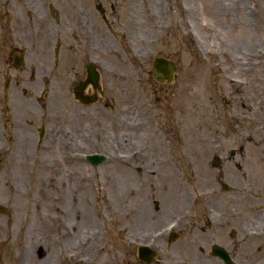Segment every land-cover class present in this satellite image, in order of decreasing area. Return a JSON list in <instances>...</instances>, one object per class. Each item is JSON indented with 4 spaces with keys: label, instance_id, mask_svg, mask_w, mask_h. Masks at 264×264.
<instances>
[{
    "label": "flooded vegetation",
    "instance_id": "flooded-vegetation-1",
    "mask_svg": "<svg viewBox=\"0 0 264 264\" xmlns=\"http://www.w3.org/2000/svg\"><path fill=\"white\" fill-rule=\"evenodd\" d=\"M1 1L13 74L0 101L4 168L22 156L53 165L18 229L0 203V264H264V55H210L228 98L199 108L192 139L175 93L155 95L175 79L154 44L178 34L180 0ZM165 59L171 82L155 75ZM111 136L113 235L92 228L82 191L97 165L86 154H104Z\"/></svg>",
    "mask_w": 264,
    "mask_h": 264
},
{
    "label": "rangeland",
    "instance_id": "rangeland-1",
    "mask_svg": "<svg viewBox=\"0 0 264 264\" xmlns=\"http://www.w3.org/2000/svg\"><path fill=\"white\" fill-rule=\"evenodd\" d=\"M155 2L157 3V0ZM180 7L184 12L183 17L179 19L180 13L177 12L174 14L177 19H173V22H179L176 37L171 36L170 44L164 47L154 44L155 53L164 50L165 54L174 59L177 67L175 79L169 85V90L163 93L156 91L155 95L167 99L169 92L175 93L176 96L171 101L181 102L184 107L186 124L184 133L193 139L200 117L199 108H204L203 112H212L210 108L212 101L223 103L228 98V79L215 77L210 55L220 54L227 57L231 53L248 51L246 49L250 45L258 54L264 55V0H180ZM237 8H240V11H235ZM7 16L4 1H1L0 101L4 102H7L1 99L4 80L13 76L12 71L7 68L9 48L4 39ZM179 35L185 36L184 42L183 38L180 40ZM202 79L209 84L206 86L201 84ZM108 138L106 142L101 143L106 160L90 167L89 178L85 179V184L88 182L85 185L86 189L85 187L81 189L89 198L92 228L106 230L113 235L116 229L118 199L115 169L120 166V162L116 161L115 151L121 148L116 145L115 137ZM25 159L23 156L14 158L19 169L7 170L4 166L8 159L0 154V203L13 215L12 230L18 229L20 219L24 220V214L32 213L31 204L38 197L36 183L40 174H43L42 167L53 165L51 156L34 157L28 161ZM76 175L79 180L81 174ZM24 206H27L26 211ZM31 217L28 216L27 221H24L30 225L26 227L30 230L36 224L34 217L33 220Z\"/></svg>",
    "mask_w": 264,
    "mask_h": 264
},
{
    "label": "water",
    "instance_id": "water-1",
    "mask_svg": "<svg viewBox=\"0 0 264 264\" xmlns=\"http://www.w3.org/2000/svg\"><path fill=\"white\" fill-rule=\"evenodd\" d=\"M172 69H173V65L170 63H166L165 62V65H164V67H155V73H156V75L159 77V76H161V75H163V73H164V76H167L168 77V79L170 78V72L172 71ZM158 71H161L162 73H161V75L160 74H157V72ZM97 159H94L93 161H96V160H98L99 158H101V157H96Z\"/></svg>",
    "mask_w": 264,
    "mask_h": 264
},
{
    "label": "bare ground",
    "instance_id": "bare-ground-1",
    "mask_svg": "<svg viewBox=\"0 0 264 264\" xmlns=\"http://www.w3.org/2000/svg\"><path fill=\"white\" fill-rule=\"evenodd\" d=\"M247 50L249 51V53L251 55H256V50H254V48L252 47V45H250V47L247 48ZM218 75H216L215 77H218ZM201 84H203L204 86H206L207 84H209V82L207 83L205 79H202L201 80Z\"/></svg>",
    "mask_w": 264,
    "mask_h": 264
}]
</instances>
